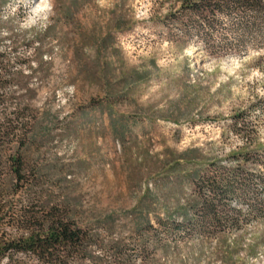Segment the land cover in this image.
I'll list each match as a JSON object with an SVG mask.
<instances>
[{"label":"rangeland","instance_id":"1","mask_svg":"<svg viewBox=\"0 0 264 264\" xmlns=\"http://www.w3.org/2000/svg\"><path fill=\"white\" fill-rule=\"evenodd\" d=\"M179 9V0H0V54L27 83L9 92L37 113L26 156L44 198L89 230L104 264H264V218L217 235L168 225L193 218V171L264 151V52L207 50L173 27ZM183 156L197 163L177 165Z\"/></svg>","mask_w":264,"mask_h":264},{"label":"trees","instance_id":"2","mask_svg":"<svg viewBox=\"0 0 264 264\" xmlns=\"http://www.w3.org/2000/svg\"><path fill=\"white\" fill-rule=\"evenodd\" d=\"M179 1L178 14L171 16L173 27L196 38L207 50L226 55L264 52V0ZM26 84L11 72L6 55L0 54V264L3 260L4 264H71L74 260L104 264L105 260L92 255V249L102 246L89 230L69 218L55 200L44 198L36 182L41 170L26 156L38 139L36 109L9 92ZM241 120L236 116L232 125L240 135ZM180 161L197 163L188 156L176 164ZM189 177L196 184L189 205L193 218L183 212L182 224L169 220V227L176 231L217 235L264 218V151L232 152L225 164L216 160L203 164ZM234 199L243 206L231 207ZM114 249L119 255V248Z\"/></svg>","mask_w":264,"mask_h":264},{"label":"water","instance_id":"3","mask_svg":"<svg viewBox=\"0 0 264 264\" xmlns=\"http://www.w3.org/2000/svg\"><path fill=\"white\" fill-rule=\"evenodd\" d=\"M247 54H244L243 56H246Z\"/></svg>","mask_w":264,"mask_h":264}]
</instances>
